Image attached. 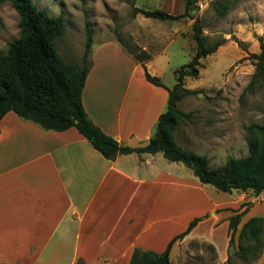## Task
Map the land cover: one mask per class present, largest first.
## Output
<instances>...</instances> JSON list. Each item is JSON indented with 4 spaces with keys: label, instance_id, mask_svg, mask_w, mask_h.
<instances>
[{
    "label": "crops",
    "instance_id": "obj_1",
    "mask_svg": "<svg viewBox=\"0 0 264 264\" xmlns=\"http://www.w3.org/2000/svg\"><path fill=\"white\" fill-rule=\"evenodd\" d=\"M91 61L83 92L88 115L121 145H146L168 86L149 82L143 64L116 39L97 45L94 38ZM145 65L149 71L150 61ZM169 162L161 152L108 159L75 127L45 130L8 112L0 119V264H130L135 248L163 252L206 213L207 232L200 221L172 252L183 243L212 245L224 264L229 218L251 202L242 225L258 202L251 190L192 191L180 179L183 167ZM218 228L228 233L218 238ZM255 264H264V251Z\"/></svg>",
    "mask_w": 264,
    "mask_h": 264
},
{
    "label": "rangeland",
    "instance_id": "obj_2",
    "mask_svg": "<svg viewBox=\"0 0 264 264\" xmlns=\"http://www.w3.org/2000/svg\"><path fill=\"white\" fill-rule=\"evenodd\" d=\"M33 1L39 8L47 9L51 16H63L67 29L57 44L65 59L81 62L89 24L97 45L100 41L116 39L121 40L127 50L148 46L156 54L164 47L166 53L152 55L149 71L160 76L168 87L176 83L174 70L187 65L196 53L193 23L196 18L201 19L209 44H222L216 52L201 59L198 78H185V87L199 92L185 96L178 103L181 109L194 116L192 121L180 123L176 141L180 147L206 156L212 167L222 166L230 157L249 154L247 139L253 135L245 127L251 123H264V79L250 88L256 71L254 54L261 52L264 42V0H219L228 7L224 16H219L215 10L217 0H200L192 7L190 17L174 21L146 17L142 13L134 16L133 11L135 7H141L182 13L185 11L184 0ZM20 22V14L12 2L0 4V52L6 53L9 44L20 38ZM169 163L183 167L180 179L189 182L192 191L204 189L208 193L213 190L217 194H227L201 183L182 162ZM174 194L179 196L177 189ZM251 196L258 204L245 218L264 216V194L256 196L249 191ZM195 218L204 221L200 232H207L210 222L205 219L208 214L195 216L191 221ZM216 233L222 238L228 229L218 228ZM237 237L238 234L236 242ZM171 261L172 264H220L215 248L198 242L175 247L171 251ZM247 261L249 259L234 258L233 264Z\"/></svg>",
    "mask_w": 264,
    "mask_h": 264
},
{
    "label": "trees",
    "instance_id": "obj_3",
    "mask_svg": "<svg viewBox=\"0 0 264 264\" xmlns=\"http://www.w3.org/2000/svg\"><path fill=\"white\" fill-rule=\"evenodd\" d=\"M7 1L12 2L20 14L21 36L9 44L6 53L0 52V119L14 111L21 118L32 121L45 130L64 131L75 127L108 159L133 152H161L172 162H182L201 183L210 184L219 191L230 193L233 190H251L256 196L264 194V123H251L245 127L253 135L247 139L248 155L230 157L219 167H212L206 156L184 149L176 141L175 134L180 123L192 121L194 116L181 109L178 103L185 96L199 92L185 87V78H198L201 59L216 52L222 44H209L201 19L196 18L193 23L196 53L187 65L174 70L176 83L173 87H167V106L159 116L150 141L144 146L131 147L121 145L114 137L105 133L93 122L84 107L83 92L92 67L94 43L89 24L86 28L84 55L80 63H73L58 51V39L67 29L63 16H51L47 9L39 8L33 0H0V4ZM184 1L185 11L182 13L135 7L133 15L142 13L146 17L161 20H180L190 17L192 7L200 0ZM227 9L226 4L219 0L215 2V10L219 16H224ZM121 43L125 46L122 41ZM128 51L143 64L145 77L149 82L166 86L160 76L148 71L145 62L152 55L147 50L136 47ZM254 58L257 60L256 71L250 88L264 79V42L261 43V52L254 54ZM250 205L251 203H244L242 208L247 207L229 218L228 264H233L234 258L249 259L243 264H255L264 251V216H253L241 225ZM199 221L200 218L193 219L185 231L170 240L163 252L135 248L130 264H172L173 245L190 233ZM78 264H83V261Z\"/></svg>",
    "mask_w": 264,
    "mask_h": 264
}]
</instances>
